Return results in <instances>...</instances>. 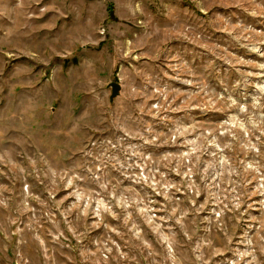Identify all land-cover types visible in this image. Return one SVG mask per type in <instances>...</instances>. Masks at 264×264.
<instances>
[{"label":"rangeland","instance_id":"374dc122","mask_svg":"<svg viewBox=\"0 0 264 264\" xmlns=\"http://www.w3.org/2000/svg\"><path fill=\"white\" fill-rule=\"evenodd\" d=\"M0 264H264V0H0Z\"/></svg>","mask_w":264,"mask_h":264},{"label":"water","instance_id":"95a60500","mask_svg":"<svg viewBox=\"0 0 264 264\" xmlns=\"http://www.w3.org/2000/svg\"><path fill=\"white\" fill-rule=\"evenodd\" d=\"M107 87L110 88V95H109V99L111 100L115 95L118 94L119 89H120V83L117 81H110L107 84Z\"/></svg>","mask_w":264,"mask_h":264}]
</instances>
